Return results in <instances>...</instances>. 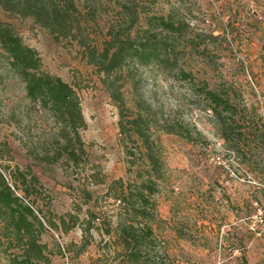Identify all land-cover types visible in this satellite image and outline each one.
<instances>
[{
  "label": "rangeland",
  "instance_id": "374dc122",
  "mask_svg": "<svg viewBox=\"0 0 264 264\" xmlns=\"http://www.w3.org/2000/svg\"><path fill=\"white\" fill-rule=\"evenodd\" d=\"M34 2L65 15L40 20L24 16L19 6L13 12L0 6V21L37 52L44 72L75 90L85 122L79 131L83 153L77 165L67 155L53 161L58 140L63 143L61 126L26 98L0 49V166L36 176L39 185L33 187L7 181L44 224L40 242L50 264H128L120 224L135 227L139 264H264V237H254L244 223L264 206V0ZM161 16L181 26V36L161 35L164 43L176 44V66L129 64L109 83L122 93L125 115H147L142 133L163 164L149 196L154 211L143 219L132 213L135 198L121 206L114 196L119 182L136 192L146 180L144 151L140 142L128 141L133 157L126 156L119 110L88 54L96 49L98 56L130 28L144 37ZM179 69L192 72L194 83ZM201 81L213 90L232 83L241 122L260 128L262 136L230 149L200 93ZM168 130L188 131L194 141ZM4 142L11 160L2 155ZM60 218L74 226L67 232L51 228L52 222L60 226Z\"/></svg>",
  "mask_w": 264,
  "mask_h": 264
},
{
  "label": "trees",
  "instance_id": "16d2710c",
  "mask_svg": "<svg viewBox=\"0 0 264 264\" xmlns=\"http://www.w3.org/2000/svg\"><path fill=\"white\" fill-rule=\"evenodd\" d=\"M0 6L8 12H13V9L19 6L24 16L28 15L40 20L47 16V19L57 21L61 15H65L64 12H57L54 9H48L45 5L37 4L34 0H22L18 6L14 0H0ZM156 19L157 25L155 28L147 29L144 37L132 35L130 28L126 37L114 39L113 43H109V46H106L98 56L95 54L96 49L88 54L94 66L103 75L101 83L119 110L120 141L124 143L126 156L133 157L132 151H127L128 141L140 142L144 151L148 166L146 180L139 184L136 192H132L130 186L125 187L122 182H119L121 189L118 195L114 196L121 206H125L128 201L135 198L137 206L132 208V213L143 219L148 218L150 212L154 211L155 206L150 202L149 196L157 186L156 180L163 164L160 157L149 146V138L142 133L141 123L146 121L147 115L139 114L133 118L125 115L128 109L123 95L120 90L111 88L109 83L113 75L122 72L129 64L161 63L166 68L176 66V60L173 61L171 58V54L176 51V44L174 41L170 44L164 43L161 35L163 31H168L180 33L181 36V26L163 16ZM135 20L137 23V15ZM0 49L10 69L22 80L26 98L38 107L39 112L50 113L55 122L61 126L63 143L58 140V149L54 152L53 161L67 155L68 160L77 165L80 154L83 153L79 131L85 127V122L75 90L59 77L44 72L37 52L24 45L15 31L1 21ZM178 71L183 79L194 83L192 72H185L182 69ZM222 87L219 90L210 89L206 81H201L199 86L200 93L219 124L221 138L230 149L239 150V144L244 139L251 137L255 141L256 134L259 132L262 136L263 132L260 128L245 126L244 122H241L243 115L239 105L235 103L238 95L235 93L233 84L224 82ZM232 124H234L233 127ZM167 133H174L190 142L194 141L188 131L182 134L168 130ZM1 149L2 155L11 160V149L8 143H2ZM7 169L6 166H0V264H50L48 248L40 242V236L45 230L44 224L31 207L23 204L21 198L9 185L7 178L14 183L13 185L19 183L24 187L27 184L33 187L39 185V182L31 171L21 172L19 168H16L14 172H9ZM148 206L153 208L149 209ZM49 225L55 230L65 232L74 226L73 224L69 228L66 227L67 222L63 218H60V226L53 222ZM126 225H119L118 239L126 253L128 264H139L141 240L134 234L133 224ZM151 232V228L147 227L146 235L151 236ZM1 237H4L3 242Z\"/></svg>",
  "mask_w": 264,
  "mask_h": 264
},
{
  "label": "built area",
  "instance_id": "2783aa9c",
  "mask_svg": "<svg viewBox=\"0 0 264 264\" xmlns=\"http://www.w3.org/2000/svg\"><path fill=\"white\" fill-rule=\"evenodd\" d=\"M244 223L254 237H264V206H257L255 214L244 220Z\"/></svg>",
  "mask_w": 264,
  "mask_h": 264
}]
</instances>
